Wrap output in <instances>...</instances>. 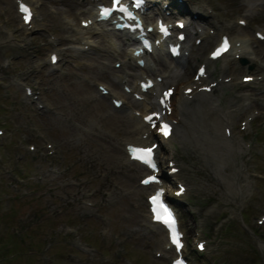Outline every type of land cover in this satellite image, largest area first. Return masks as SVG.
<instances>
[{"label": "rangeland", "instance_id": "rangeland-1", "mask_svg": "<svg viewBox=\"0 0 264 264\" xmlns=\"http://www.w3.org/2000/svg\"><path fill=\"white\" fill-rule=\"evenodd\" d=\"M205 1L215 12L206 22L219 19L231 34L250 37L254 28L264 34V4L248 13L245 25L237 27L234 16L241 15L243 0ZM30 2L36 7L31 23L39 18L36 21L55 35L59 60L55 67L44 64L45 52L52 46L45 33L35 36L37 45L32 40L34 44H27L28 52L41 58L35 76L44 87L40 96L46 110L34 109L19 93L13 95L8 83L5 94L0 87V239L7 245L10 240L16 242L9 249L12 256L5 252L0 264H167L163 234L141 224L145 189L135 183L140 168L124 161L122 153L121 141L131 137L134 119L124 110L126 106L116 110L98 97L93 84L102 81L109 86L113 81L112 73L106 72L113 56L103 52L105 35L90 34L94 48L74 51L69 39L72 29L62 22V15L76 24L84 14L75 12L83 10L85 3ZM2 8L6 22L12 23L11 0H0ZM214 38L200 41L199 55L203 54L201 44ZM252 38L246 48L258 59L252 73H259L264 68V40ZM10 50L9 43H0V56ZM26 54L17 56L13 65H23ZM13 65L9 68L15 70ZM162 66L156 64L155 69ZM233 67L235 71L228 73L238 81L242 68ZM224 89L220 106L227 112L237 146L223 142L217 113L202 99L199 125L207 132L201 138L193 133L185 148H173L179 167L176 176L190 187L182 199L187 204L177 206L187 239L184 253L192 264H264V221L257 224L254 219L264 207V122L257 114L260 123L253 121L242 131L235 126L249 107L264 102V85L252 80ZM30 124L36 130L25 127ZM29 142L32 149L26 148ZM13 150L21 152L17 161L12 158ZM16 228L17 240L10 235ZM194 228L206 242L199 253L192 251L188 241ZM117 246L123 249L118 251ZM153 249L161 250L158 257Z\"/></svg>", "mask_w": 264, "mask_h": 264}, {"label": "bare ground", "instance_id": "bare-ground-1", "mask_svg": "<svg viewBox=\"0 0 264 264\" xmlns=\"http://www.w3.org/2000/svg\"><path fill=\"white\" fill-rule=\"evenodd\" d=\"M85 1L88 2L89 5L91 6L90 8H92V6L94 5L93 1H90V0H85ZM245 1H246V5H247V9L246 10L255 8V2H254V0H245ZM198 7L191 6V10L194 9V10L197 11V9H198V11H199V8ZM87 12L88 13H87V16L86 17H91L92 16L91 10L88 9ZM64 16L65 15H63V17ZM69 19L70 18L65 17L64 20L69 23L70 22ZM198 20L201 21L202 18H197L195 20L193 18H191V20H187L186 24H184V26H185L184 28L186 29V35L184 36V38H187V40L188 39L190 40V38H189L190 35L191 36H193V35H195V36L200 35L201 37L203 36V38H208V36H209L208 35V32H206L203 29L202 25H201V23H203V22L201 21V23H196ZM95 23H97V24H95ZM95 23L94 22H91V20H90L89 23L86 24V26L84 28H82L80 26H75L73 28L72 33H71V37H72V39H74L75 37H77V39H75L74 44L71 45L74 49L81 48L82 45L78 41H80L82 43H86L88 41L87 39L86 40H82V39H84L85 33H88V32H91V31L92 32H95V30H97V31H100V30L104 31V28H101V26H100L102 24V22H95ZM99 23H101V24H99ZM198 26L200 27L199 30L196 29ZM107 31H108L107 32L108 34L111 33L109 30H107ZM192 32H193V34H191ZM89 36H90V34H89ZM125 37H126V39H128L129 38V35L128 34H125ZM113 38L114 37L112 35H109V38L107 40V42L111 46H112V44L114 45V43H115V41H113ZM158 44L160 45V43H158ZM117 45H118V42H117L116 45H114L112 47L115 48V47H117ZM241 45H242V49H240V51H239V57L242 56L244 58L245 62H247L248 64H255V62H256L255 58L252 57V56L250 57L247 54H245V52H246L245 45L243 43ZM157 48L159 49L158 46H156L154 49L158 50ZM188 48H190L189 49V55H187L188 58L189 57L190 58H193L194 56L196 57V53H197V50L199 48L197 49V47H195L193 45L191 46V44H189ZM220 57L222 58L220 64L217 65V64H215L212 61H209L208 64H206V68L209 71V74H211L212 70H213V72H212V74H213L215 68L217 69V71H220L221 69L222 70L226 69L229 72L234 71V69H232V68H235V67H233L232 65H230L232 61H229V60H230V58H233V59H235V58L233 56H231V55H230V58L227 57V56H224V55H221ZM126 59L127 60L129 59V55H128V58H126ZM179 59H180L179 61H174V63H172V64L163 66L164 67L163 68V71H159L161 73L160 82L157 83L156 85H160V83L162 81H164V80L169 81V83L170 82H174V83H176V86L184 85V84L189 85L190 82H194L192 79H190V77L184 76V75H186V72L188 73V69L186 67V65H187L186 57L185 56H181ZM145 63H146V60H145ZM143 66H145V64ZM121 67L124 68V65H121ZM147 67H148V65H147ZM227 74H229V73H227ZM133 76L135 78L137 77V75H135V74H133ZM209 79H211V78H209ZM224 86H226V84H223L222 85V83L220 84V82H218L215 85L213 84V86L211 87L212 88L211 90H213L211 92L212 95L214 93L215 87L218 88L217 89L218 91H217V93L214 94V96H212V95L209 96L208 93H207V95L204 94V93H206L205 91H195L194 90L193 93H192V95L190 96L189 100L186 99V98H184L180 93L178 94V92L176 91L175 96L172 97V100H174V102H173V106H171V110H170L171 111V114L168 117H172L173 116L172 118L174 119L175 123H174V127H172V131H173V133L176 132L179 135L177 138H180V136H181L180 141L190 140L191 138H189V137H191V135H193V133L194 134L196 133V135L199 134L200 138L204 136V131H205V133L207 131L205 129L204 130H201L200 129L201 126L199 125V122L201 120L199 119V117H200V114L202 113V111H201V109L199 107L201 105L200 104L201 102H198L197 100L198 99L201 100V98H203V99H205V100L208 101V99H209V102L211 104V107L213 109H216V111L218 110L219 112H221L219 110L220 107H221L220 104H219V102H218V99L219 98H216V97L217 96L219 97L220 95H222L224 93ZM142 94H143L142 95V98H140L139 100H136V99L134 100L135 102H137V103L140 104V109H145V108H148V107L152 106L153 105V101L150 98L151 97V91L149 93L143 92ZM140 109H139V111H140ZM133 117H135V116H133ZM218 121H220V119ZM136 123L138 124V126L136 127L138 136L135 137V138H132V140H127V142L128 143H131V144L132 143L142 144V142H145L147 139H149V137L150 138L152 137L151 136L152 135V132H149V131L144 130V129H146L145 128L146 125L143 122H140L139 120L138 121L136 120ZM215 126H217V125H215ZM213 130L215 131V134H216L217 129L213 128ZM143 132H145L146 134L141 138L140 133L142 134ZM206 135H208V134H206ZM230 135H231V133H230ZM199 136L198 137L196 136V137L199 138ZM214 136H216V135H214ZM166 138H171V136L168 135ZM194 139H195V137H194ZM206 140H209V139H206ZM201 141H203V140H201ZM190 142L192 143V141H190ZM223 142H225L226 144H231L232 143L234 145V147L237 146L236 145L237 142L235 140L232 141V142L230 141V143H229L227 139H224ZM213 143H214V141H213ZM217 143H219V142H217ZM160 144H161V142H160ZM215 146H217V145H215ZM205 148H207V146ZM215 148H217V147H215ZM209 149H211V147ZM146 219H147V223H149L150 220H149V216L148 215H147Z\"/></svg>", "mask_w": 264, "mask_h": 264}, {"label": "snow or ice", "instance_id": "snow-or-ice-1", "mask_svg": "<svg viewBox=\"0 0 264 264\" xmlns=\"http://www.w3.org/2000/svg\"><path fill=\"white\" fill-rule=\"evenodd\" d=\"M114 6H116L120 11H126V9L124 7L119 5V0H114ZM20 10L25 14L24 18H25V21L27 22L31 16L30 10L26 6H24L23 4H21ZM110 11H111V9H103L102 15L107 16L110 13ZM162 30H164V29H162ZM227 47H228L227 41H225L222 48L218 49L214 55H219L220 52L225 51L227 49ZM54 59H55V57H53V60ZM247 79H250V77H246V80ZM169 94L170 93H166L165 95L167 96ZM146 119L151 120L152 117H146ZM160 130L163 132L164 135L169 134L167 124H164ZM131 152H132L133 157L135 159H139L142 162H144V163L150 165L151 167L155 168V164L152 161V148H134V149H131ZM152 180H155L154 176L146 179L144 181V183H148L149 181H152ZM151 200H152V203L154 205L153 212L155 213V219L162 221L165 225L168 226V228L170 229L172 242H173V244L176 245L177 249L179 250L182 247V244H181L180 234L176 230V219H175L173 213L160 202L159 195L153 196L151 198ZM201 247H202V245H201ZM177 264H181V262L177 261Z\"/></svg>", "mask_w": 264, "mask_h": 264}, {"label": "trees", "instance_id": "trees-1", "mask_svg": "<svg viewBox=\"0 0 264 264\" xmlns=\"http://www.w3.org/2000/svg\"><path fill=\"white\" fill-rule=\"evenodd\" d=\"M14 243L15 242H11L10 241V244L7 245L6 243L2 242L1 239H0V259L4 258V253L5 252H9L10 253V256H12L11 252L9 251V249L14 246Z\"/></svg>", "mask_w": 264, "mask_h": 264}]
</instances>
